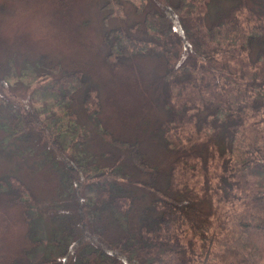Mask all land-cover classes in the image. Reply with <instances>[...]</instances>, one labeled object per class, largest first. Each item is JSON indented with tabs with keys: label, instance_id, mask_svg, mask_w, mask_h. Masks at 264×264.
I'll return each instance as SVG.
<instances>
[{
	"label": "trees",
	"instance_id": "16d2710c",
	"mask_svg": "<svg viewBox=\"0 0 264 264\" xmlns=\"http://www.w3.org/2000/svg\"><path fill=\"white\" fill-rule=\"evenodd\" d=\"M214 1L222 0L99 1L112 67L147 54L164 64L159 132L174 157L168 168L154 169L134 144L119 159L144 176L120 183L110 175L105 183L100 171L101 185L86 203L77 202L78 214L57 229L62 236L27 246L10 264H264V0H229L211 13ZM7 81L0 76V94ZM82 81L72 71L56 85L64 116L74 117L71 102ZM87 93L93 115L96 88ZM7 122L18 135L31 131L13 112ZM63 132L50 138L54 152ZM75 159L80 168H99ZM75 167L63 169L81 198L87 181L79 182ZM9 180L3 184L29 203L20 179Z\"/></svg>",
	"mask_w": 264,
	"mask_h": 264
},
{
	"label": "rangeland",
	"instance_id": "374dc122",
	"mask_svg": "<svg viewBox=\"0 0 264 264\" xmlns=\"http://www.w3.org/2000/svg\"><path fill=\"white\" fill-rule=\"evenodd\" d=\"M99 1L0 0V76L8 79L0 94L1 101H6H0V264L21 258L27 246L46 237L62 236L57 229H62L68 215L78 214L77 202L86 203L85 195L96 193L101 185L97 181L100 171L107 174L105 183L111 176L120 183L123 176L134 183L144 176L136 166L119 159L134 144L143 149L154 169L168 168L174 157L159 132L166 115L158 82L164 64L147 54L112 67L106 61L103 32L107 27ZM230 4L229 0L214 1L210 12ZM127 7L133 21L137 16ZM72 71H79L84 80L73 95V118L63 115L55 93L56 85ZM92 88L98 100L93 115L86 110L87 91ZM11 112L31 131L18 135L7 122ZM62 129L64 141L57 153L49 142ZM73 158L81 165L99 168H80ZM61 160L77 166L74 172L78 168L82 185L87 181L80 189L81 198L76 197L77 184L67 180L63 169L67 164ZM11 176L26 186L29 203L33 200L35 208L20 200L16 188L3 184L13 182L6 181ZM31 216L36 222L30 221ZM35 231L39 232L36 236Z\"/></svg>",
	"mask_w": 264,
	"mask_h": 264
}]
</instances>
